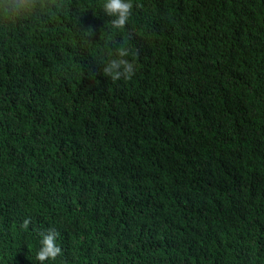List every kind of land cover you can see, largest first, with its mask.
I'll return each instance as SVG.
<instances>
[{"label": "trees", "instance_id": "1", "mask_svg": "<svg viewBox=\"0 0 264 264\" xmlns=\"http://www.w3.org/2000/svg\"><path fill=\"white\" fill-rule=\"evenodd\" d=\"M42 2L0 0V264H264V0Z\"/></svg>", "mask_w": 264, "mask_h": 264}, {"label": "clouds", "instance_id": "2", "mask_svg": "<svg viewBox=\"0 0 264 264\" xmlns=\"http://www.w3.org/2000/svg\"><path fill=\"white\" fill-rule=\"evenodd\" d=\"M40 3L44 7L42 0H14V5L11 6L14 14H22V10L31 12L36 9L37 4ZM52 7L57 5V0H49ZM139 7L134 5V0H104L102 5V12L111 17V28L117 32L125 30L133 16V9ZM129 41L134 40L135 36L131 30L128 31ZM113 56L103 62L102 74L109 78L113 83L117 81H130L136 74L135 56L137 53L124 41L115 42L112 46ZM132 57V59H129ZM30 218L25 219L21 225L22 228H28ZM40 247L36 253V260L39 264H45V261H55L62 253V249L57 244V238L60 233L55 229H49L46 233L41 232Z\"/></svg>", "mask_w": 264, "mask_h": 264}]
</instances>
